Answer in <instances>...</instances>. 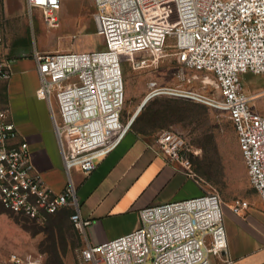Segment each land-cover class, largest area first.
Returning a JSON list of instances; mask_svg holds the SVG:
<instances>
[{"label": "built area", "instance_id": "obj_1", "mask_svg": "<svg viewBox=\"0 0 264 264\" xmlns=\"http://www.w3.org/2000/svg\"><path fill=\"white\" fill-rule=\"evenodd\" d=\"M70 0H25L29 17L40 10L43 22L57 25V12ZM96 34L104 48L89 51L34 49L39 82L68 182L55 192L35 170L28 143L19 138L8 108L0 106V205L43 223L49 214L69 209L72 226L83 237L91 220L79 210L71 170L89 173L131 129L134 116L122 119L125 102L121 60L145 53L138 64L168 54L179 64L175 85L158 94L189 97L224 111L230 119L248 182L264 205V114L252 103L264 88L250 92L247 73L264 76V0H91ZM185 70L193 71L186 75ZM11 76L3 57L0 25V83ZM198 80L203 88L188 86ZM205 88V89H204ZM207 89V90H206ZM194 177L185 140L174 129L147 143ZM227 205V206H226ZM244 198L230 204L217 193L149 205L138 212L139 226L100 243L79 248L87 264H233L227 254L224 208L243 214ZM9 264H43L41 256L11 254Z\"/></svg>", "mask_w": 264, "mask_h": 264}, {"label": "rangeland", "instance_id": "obj_2", "mask_svg": "<svg viewBox=\"0 0 264 264\" xmlns=\"http://www.w3.org/2000/svg\"><path fill=\"white\" fill-rule=\"evenodd\" d=\"M6 3L0 0V25L3 49L7 48L11 53L24 55L34 49L89 51L104 48L102 38L96 34L91 0L63 2L57 12L58 22L54 27L43 22L40 10H35L32 17H29L22 1L7 0ZM166 53L164 57L144 65L138 63L146 57L145 53L122 58L125 91L122 119L134 116L137 110L131 128L142 132L148 142L162 130L174 129L180 132L189 149L194 178L202 183L204 192L217 193L226 204L244 198L251 205L253 203L254 206L250 207L256 210L255 206L262 203L248 182L232 123L224 111L193 98L164 93L145 101L152 83H156L157 87L177 83L175 73L179 64L174 56L168 54L169 51ZM185 74L191 75L193 71L185 70ZM244 82L250 92L264 88V76L261 75L247 73ZM188 87L191 90H203L198 80H194ZM251 108L264 114V99L253 101ZM53 136L56 141L54 129ZM202 172L207 173L208 179L201 177ZM69 224L72 226L68 217L66 225ZM46 225V221L35 222L0 205V264H9L11 254L41 256L43 264L49 260L45 242ZM77 237L80 240L79 246ZM67 241L66 248L59 249L63 264H87L79 256V248L85 243L73 226L67 232Z\"/></svg>", "mask_w": 264, "mask_h": 264}, {"label": "crops", "instance_id": "obj_3", "mask_svg": "<svg viewBox=\"0 0 264 264\" xmlns=\"http://www.w3.org/2000/svg\"><path fill=\"white\" fill-rule=\"evenodd\" d=\"M19 1L26 9L25 0ZM3 57L10 65L11 76L0 83V106L9 109L19 138L28 143L35 170L55 192H61L68 177L53 136L33 52L18 55L5 48ZM147 143L142 132L131 128L96 163L94 170L86 174L76 168L71 170L80 214L91 220L82 237L84 243L105 242L136 229L138 212L145 206L204 193L202 183L188 175L180 163L168 161ZM261 205L252 210V203L243 214L224 208L227 254L233 264H264V206Z\"/></svg>", "mask_w": 264, "mask_h": 264}, {"label": "trees", "instance_id": "obj_4", "mask_svg": "<svg viewBox=\"0 0 264 264\" xmlns=\"http://www.w3.org/2000/svg\"><path fill=\"white\" fill-rule=\"evenodd\" d=\"M201 177L208 179L206 172L200 173ZM70 211L61 209L53 214H49L46 218V251L50 255V259L46 260L44 264H63L59 249L66 248L68 245L67 232L72 226L66 225ZM76 235V234H75ZM80 245V240L77 237V246Z\"/></svg>", "mask_w": 264, "mask_h": 264}, {"label": "bare ground", "instance_id": "obj_5", "mask_svg": "<svg viewBox=\"0 0 264 264\" xmlns=\"http://www.w3.org/2000/svg\"><path fill=\"white\" fill-rule=\"evenodd\" d=\"M150 99H152V97L150 98ZM145 101H148V98L147 99H145ZM204 103V102H203ZM142 105V104H141ZM144 105V104H143ZM138 109V108H137ZM134 116H137V110H136V112L134 113Z\"/></svg>", "mask_w": 264, "mask_h": 264}]
</instances>
